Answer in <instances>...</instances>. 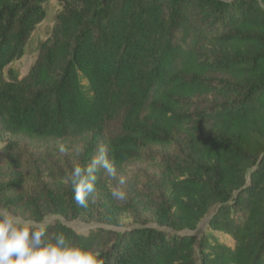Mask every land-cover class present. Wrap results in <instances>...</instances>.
<instances>
[{
    "label": "trees",
    "instance_id": "trees-1",
    "mask_svg": "<svg viewBox=\"0 0 264 264\" xmlns=\"http://www.w3.org/2000/svg\"><path fill=\"white\" fill-rule=\"evenodd\" d=\"M50 1L0 0L1 136L66 142L82 166L105 149L116 168L158 172L118 202L101 169L85 209L72 167L24 191L8 146L0 208L114 226L132 217L123 231L48 224L105 264H264V0H56L22 76L15 63ZM207 216L204 233H186Z\"/></svg>",
    "mask_w": 264,
    "mask_h": 264
},
{
    "label": "clouds",
    "instance_id": "clouds-1",
    "mask_svg": "<svg viewBox=\"0 0 264 264\" xmlns=\"http://www.w3.org/2000/svg\"><path fill=\"white\" fill-rule=\"evenodd\" d=\"M66 149L63 145L60 151ZM103 169L109 177L116 179L115 162L105 149L91 158L86 165L74 164L67 173L75 202L88 208L95 201L97 173ZM126 183L119 177L117 186L110 188L111 197L122 202L127 193L121 187ZM48 223L22 216L8 208H0V264H105L100 251L76 244L65 233L48 236Z\"/></svg>",
    "mask_w": 264,
    "mask_h": 264
},
{
    "label": "rangeland",
    "instance_id": "rangeland-1",
    "mask_svg": "<svg viewBox=\"0 0 264 264\" xmlns=\"http://www.w3.org/2000/svg\"><path fill=\"white\" fill-rule=\"evenodd\" d=\"M56 5V0H52L45 4L47 9V18L35 31V37L29 42L25 56L15 63V66L20 69L22 76L29 71L31 65L34 63L38 54L36 49L38 48L40 42L47 37L50 27L53 26L56 14ZM61 145H63L66 149L64 152L60 151ZM8 146L15 149L14 154L20 158L22 163L20 171L27 177L23 190L31 194H37L39 192V187L43 184V182L54 180L55 177L61 178L64 176V174L67 173L77 162V153L75 148H72L66 142L55 140H34L12 136L3 137L0 133V165H2L3 170L7 171L10 170V167L7 165V160L4 159L3 156L6 155L4 149ZM161 150L162 149L157 148L153 149L156 153ZM116 169V179L109 177L107 174H105V176H108L113 181L112 187L117 186L119 177L123 176L126 183L121 187L126 191V193L132 188L141 190L147 180L158 172L148 161L134 162ZM209 218L210 216H207L203 219L197 230L188 231L186 233L201 235L208 228ZM44 221L48 224H54L55 222L60 221L78 232L87 233L89 230L98 227L123 231L132 225L134 219L132 217H128L123 221L121 226L109 225L84 218L69 220L60 215H49ZM148 225L157 226V224L153 222Z\"/></svg>",
    "mask_w": 264,
    "mask_h": 264
}]
</instances>
